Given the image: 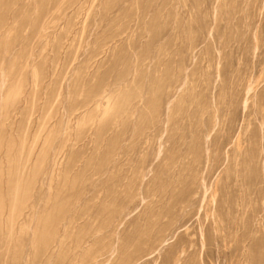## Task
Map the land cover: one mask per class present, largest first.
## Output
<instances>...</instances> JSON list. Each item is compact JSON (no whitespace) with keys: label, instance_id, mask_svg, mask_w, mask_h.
<instances>
[{"label":"rangeland","instance_id":"1","mask_svg":"<svg viewBox=\"0 0 264 264\" xmlns=\"http://www.w3.org/2000/svg\"><path fill=\"white\" fill-rule=\"evenodd\" d=\"M0 264H264V0H0Z\"/></svg>","mask_w":264,"mask_h":264}]
</instances>
